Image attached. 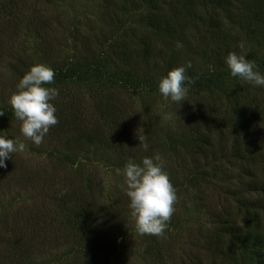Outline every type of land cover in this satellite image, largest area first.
Returning a JSON list of instances; mask_svg holds the SVG:
<instances>
[{
  "label": "rangeland",
  "instance_id": "rangeland-1",
  "mask_svg": "<svg viewBox=\"0 0 264 264\" xmlns=\"http://www.w3.org/2000/svg\"><path fill=\"white\" fill-rule=\"evenodd\" d=\"M136 1L0 0V108L9 106L8 98L20 79L10 64L17 66L19 73L24 71L21 64L27 70L34 63L46 64L55 75L54 84L45 87L58 90L52 101L55 115L58 122L67 124L61 130L51 127L40 145L21 135L13 114L10 118L14 120L1 125L2 133L23 141L26 150L13 154L0 168V264H240L237 257L221 260L208 252L211 241L205 231L211 226L210 212L224 210L230 218L236 204L233 196L227 201L218 199L210 193L209 185L200 193V189L186 188L180 181L184 166L196 161L191 151L184 153L191 142L184 138L183 121L193 111L189 105L203 104L210 112L205 115L210 124L223 127L209 138L215 145L219 139L226 145L220 134L233 138L228 136L233 133L231 122L235 121L233 104L240 97L247 108L236 120L244 135L236 146L245 151L250 146L256 160L252 164L249 151L244 152L242 160L226 162V158V182L235 185L232 190L240 184L247 186L253 179L244 175L245 171L264 182V159L257 155L264 154V88L252 87L229 75L217 43L220 39L210 27L211 21L219 23L229 38L243 43V49L233 47L227 53H247L245 58L264 73V0H221L219 5L200 0L211 4L212 14L204 16V21L198 18L189 23L188 46L181 50V57L188 55L187 51L193 52L196 66L214 72L216 82L200 91L189 88L186 101L179 107L160 96L156 83L153 88L148 81L139 85L147 77L156 82L165 74V62L158 59L160 64L148 76L141 71L126 75L130 66L123 63V54L128 51L133 55L140 39L148 41L157 35L146 26L145 15L153 11L147 4L137 7ZM153 1L158 4V14L168 16L173 9L171 1L175 0ZM158 34L160 40H167L163 32ZM114 42L118 44L108 54L109 43ZM172 48L169 46L166 54L179 52ZM211 50L216 51L217 59ZM94 56L99 58L98 64L91 66ZM71 68L77 73L71 74ZM233 90L238 96H231ZM165 113L170 117L167 121L163 119ZM115 120L124 122L129 144L138 155L137 163L154 153L164 157V170L177 193L175 212L164 237L137 234L128 214V198L119 187L123 177L116 172L119 167H114L119 160L110 145L81 151L67 141L78 140V130L83 128L117 133L114 127L119 124ZM138 128L147 137V152L138 146ZM231 142L228 148L234 146ZM173 149L178 151L179 159L171 154ZM211 179L210 183L221 184L222 178ZM70 201L82 209V220L89 231L78 234L66 223L64 208Z\"/></svg>",
  "mask_w": 264,
  "mask_h": 264
},
{
  "label": "trees",
  "instance_id": "trees-1",
  "mask_svg": "<svg viewBox=\"0 0 264 264\" xmlns=\"http://www.w3.org/2000/svg\"><path fill=\"white\" fill-rule=\"evenodd\" d=\"M100 1L102 2V0ZM108 1L111 0H107V2ZM120 1L123 4L126 0ZM220 1L221 0H212V2L216 5H219ZM155 2L156 1L152 2V0L136 1L137 7L140 8L143 6V4H147V8L149 7L153 11L152 15H145L148 21L146 26L150 27L154 34L157 35L155 36V39L148 41L140 39L135 44L133 55L131 54L132 52L128 51L124 53V49L126 47L124 44L121 46L122 53H124L123 63L130 66V72L126 75L135 74L137 71H141L143 74L147 73L148 76L152 70L160 64L158 59L161 60L162 63H166L165 67L162 69L163 73H166L167 70H171L177 66L184 65L186 62H191L192 67L186 71V75L192 77L194 83L190 85L189 88L198 91L207 89L216 82V78L214 76L215 73L211 70L208 71L205 68H199L196 66L193 52L187 51V54L189 55L190 53V56L185 54V57L182 58L181 50L184 47L187 48L188 46L189 37L187 36V30L189 23L191 24L195 21H199L198 18H201L202 21H204V16H207L209 13L211 15L212 12L209 9L211 4L201 2L200 0H185L184 2H176V0L171 1L173 3L171 5L173 6L174 10L172 9L171 13L168 12L169 15L167 16L158 14L160 10L157 7L158 4ZM137 17H140V15L138 14ZM187 17H189V19H186ZM203 25L201 23L202 27ZM166 26L168 30H166ZM210 27H212L213 32L216 31L215 36L217 39H220L217 41V43L220 44L219 50L220 52H223V57L227 54L229 48H238L239 44L237 39L235 40V38H229V36H227L226 29L221 28L219 23L214 24V22L211 21ZM222 31H224V33H222ZM159 32H163L167 40H160V35L158 34ZM110 41H114V39H110ZM162 41L164 44H162ZM115 44L118 43L114 42L111 43V45L109 43L108 54ZM177 44L181 45V47L178 48ZM169 46L173 47L172 49L174 50H179V52L176 53L174 51L170 55L166 54ZM211 53L213 57L215 56V59H217L216 51L211 50L210 54ZM219 57H222L221 54H219ZM98 60L99 58L94 56L92 58V62L89 65L96 66L98 64ZM216 62L220 63L218 60ZM20 66H22V70H24L22 73H19L17 66L15 68L14 64H10V68L15 69L14 72H17L16 75L21 78L28 67H25L24 64H21ZM218 67L220 68L219 65ZM70 73L73 74L77 72H75L74 68H71ZM108 79L109 78H105L106 81H108ZM146 81L149 82L147 85H149L151 88H153L154 83H156L155 81L152 82V79L150 78L149 80L147 77L143 79L139 85H142ZM128 85L130 84L128 83ZM235 92L236 93H234L233 90L231 92V96L232 94L238 96V92ZM233 105L235 106L233 107L235 108V121L233 123L231 122L233 125V133L228 135L229 137L233 138L227 139V136L225 137V135L220 134L223 136L226 145L224 142L222 143L221 141L223 140L220 139V142L215 145V143H213L209 138L211 133L223 127L221 124L217 125L216 127L214 126L215 124H210L208 117H205V115L210 112L206 110L205 106L201 103H193V105H189L193 111L189 110L191 115H186V119L183 121V125L186 126V132L183 134L184 138L191 142V146L188 145L189 149L184 151V153H189L191 151V155L193 154V160L196 159L197 162L195 160L190 161V163H187L184 166L185 173L183 174L184 176L181 177L180 181L185 183L186 188H192L197 191L200 189V193H202V188L209 185L211 190L210 193L212 192L216 194V197L219 196L218 199H222L221 201H227L228 198L232 196L234 197L233 202L236 204V206L232 207V211H230V213L234 214L231 216L229 213L230 218L226 216L224 210L223 212H210V217L212 219L211 226L207 229V231H205L207 239L211 241L209 245L210 250H208V252L211 253L210 255L220 257L221 260L224 257L227 258V260H230L231 258L235 259L237 257L236 260L240 262V264H264V182L254 178V174H251L250 172L246 173V171L244 175H247L253 179L248 183V185L246 184L247 186H245V184H240V187L238 185L237 190H232L235 185L232 184L230 180L226 182V174H228L225 172L227 171V168L224 164V160L226 158V162L233 158L236 160H242L245 154L244 152L249 151V153L252 154V164L254 163V159L256 160L255 155H253L255 151L254 149H249L250 146L248 149L245 148L246 151L242 150V146H236V144H240L239 138L244 136L243 132L241 131L242 127L236 122V120L237 117L244 114L247 105L242 103L240 97L237 98ZM185 109L187 110V107ZM0 113H3L0 115L1 129V125L4 122L12 119L10 117L13 112L10 106H7L1 107ZM225 118H227V116ZM232 119L233 118H231L230 121ZM122 120L125 121L124 119ZM122 120H115L117 122L116 125L119 124L118 126L114 127L117 129V133L101 132V130L100 133H98V129L87 130L83 128L78 130V140L76 139L72 141L67 139V141L71 142L70 145L77 149L79 148L81 151H85V148L88 149L93 147L95 149H100L105 148L106 145H110L112 154L114 153L117 157V160H119V163L114 166L115 168H122L128 157H131L136 162H138V155H136V152L132 150L133 148L129 144L130 139L129 136L125 134V126L123 124L124 122H121ZM55 126L61 130L64 126L66 127L67 124L63 121H60ZM112 130L114 129H111L110 131ZM2 132L3 131L0 130V133ZM231 140L235 142L234 146L231 145L228 148L227 143H232ZM67 141H65L66 145ZM174 144L175 143H172L171 145ZM254 148H257V145ZM171 154L179 159L177 157V150L173 149ZM257 155L261 156V159H264V154ZM184 156L186 155L184 154ZM246 158L249 159L250 156L247 155ZM210 177L213 179L222 178L221 184L216 185L210 183ZM263 179L264 176L261 180ZM240 196L241 198H239ZM248 196L250 197L248 198ZM64 211H66L64 216L66 217V223L70 224V228H72L78 234L80 232L84 233L85 231H89V226H86V223L84 220H82V209L78 205L70 201L69 204L65 206ZM84 226L85 228H83ZM83 238L84 237L80 238V240L82 241ZM80 245L81 244H77V246ZM83 248L87 249L89 246H84Z\"/></svg>",
  "mask_w": 264,
  "mask_h": 264
},
{
  "label": "clouds",
  "instance_id": "clouds-1",
  "mask_svg": "<svg viewBox=\"0 0 264 264\" xmlns=\"http://www.w3.org/2000/svg\"><path fill=\"white\" fill-rule=\"evenodd\" d=\"M177 47L181 45L177 44ZM238 47L243 49V43ZM246 54L231 51L223 57L229 75L252 87L264 88V73L259 71L254 61L245 58ZM191 67V62H186L157 77V91L164 100L178 104V107L186 101L189 86L194 83L193 78L186 75ZM54 75L48 65L34 63L18 80L8 98L13 115L19 121L21 135L35 145H40L49 129L58 123L56 107L52 103L59 94L58 90L45 87L54 84ZM174 115L178 117L176 113ZM169 118L167 113L163 115L165 121ZM135 135L138 146L147 152L149 143L143 129L138 128ZM25 150L23 141L0 133V168L5 167V161L13 154ZM116 172L123 177L119 187L128 198V214L137 234L164 237L175 212L177 193L164 170L163 157L154 153L142 157L139 163L128 157Z\"/></svg>",
  "mask_w": 264,
  "mask_h": 264
}]
</instances>
